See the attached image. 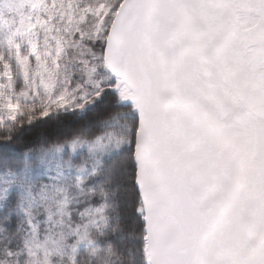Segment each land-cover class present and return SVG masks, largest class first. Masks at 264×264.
Segmentation results:
<instances>
[{
	"label": "snow or ice",
	"instance_id": "obj_1",
	"mask_svg": "<svg viewBox=\"0 0 264 264\" xmlns=\"http://www.w3.org/2000/svg\"><path fill=\"white\" fill-rule=\"evenodd\" d=\"M0 264H264V0H0Z\"/></svg>",
	"mask_w": 264,
	"mask_h": 264
},
{
	"label": "trees",
	"instance_id": "obj_2",
	"mask_svg": "<svg viewBox=\"0 0 264 264\" xmlns=\"http://www.w3.org/2000/svg\"><path fill=\"white\" fill-rule=\"evenodd\" d=\"M27 135V134H26Z\"/></svg>",
	"mask_w": 264,
	"mask_h": 264
}]
</instances>
